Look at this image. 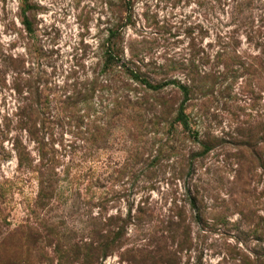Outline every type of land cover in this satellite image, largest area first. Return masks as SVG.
Segmentation results:
<instances>
[{
    "label": "rangeland",
    "instance_id": "1",
    "mask_svg": "<svg viewBox=\"0 0 264 264\" xmlns=\"http://www.w3.org/2000/svg\"><path fill=\"white\" fill-rule=\"evenodd\" d=\"M0 264H264V0H0Z\"/></svg>",
    "mask_w": 264,
    "mask_h": 264
},
{
    "label": "trees",
    "instance_id": "2",
    "mask_svg": "<svg viewBox=\"0 0 264 264\" xmlns=\"http://www.w3.org/2000/svg\"><path fill=\"white\" fill-rule=\"evenodd\" d=\"M117 30L113 31L111 36H110V40H114L117 36ZM107 63L110 65H114V64H121V67L124 68L125 72L130 75L133 79H137L140 80V77L135 74L133 71H131L126 65H124L123 63H121L120 59H118L117 55L115 54V52L113 51V46L110 45V47L108 48V52H107ZM147 88L151 89V90H159L160 88H162L160 85L158 86H153L150 83H148L147 81H142ZM177 121L181 124V126L191 135L193 136V138H196V134L193 132L190 121H189V117L188 115L185 113V107L184 105H182L179 109L178 112V116H177Z\"/></svg>",
    "mask_w": 264,
    "mask_h": 264
}]
</instances>
